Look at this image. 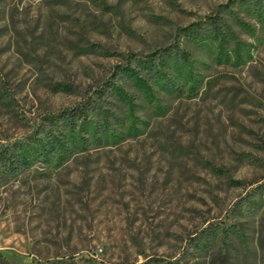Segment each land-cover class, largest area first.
I'll return each instance as SVG.
<instances>
[{"label": "rangeland", "instance_id": "rangeland-1", "mask_svg": "<svg viewBox=\"0 0 264 264\" xmlns=\"http://www.w3.org/2000/svg\"><path fill=\"white\" fill-rule=\"evenodd\" d=\"M215 15L242 61L186 38ZM172 45L191 59L151 90L119 79ZM112 82L137 104L134 133L118 123L116 142L1 179L0 264H264V4L0 0V144L40 136ZM209 224L234 233L198 241Z\"/></svg>", "mask_w": 264, "mask_h": 264}, {"label": "trees", "instance_id": "trees-1", "mask_svg": "<svg viewBox=\"0 0 264 264\" xmlns=\"http://www.w3.org/2000/svg\"><path fill=\"white\" fill-rule=\"evenodd\" d=\"M263 4L264 0H255L257 9ZM185 36L198 46L215 48L218 57L222 55L225 59H230L233 56L236 63L242 61L241 50H246L235 40L229 24L217 15L189 25L185 28ZM230 42L235 43L231 50L228 49ZM190 59L191 54L177 45L161 48L153 51L148 57L126 60L124 68L119 71V79L123 75L136 77L144 87L151 90L147 80L159 82L167 71L189 63ZM113 99L117 100L120 106L114 104ZM136 106L132 95L118 82L96 89L82 103L59 114L58 122L46 132H41L40 136L0 144V180L19 175L34 159L46 165L54 163L60 166L69 157L87 152L93 146L109 141L116 142L122 137V132L116 128L118 123L127 127V134L134 133ZM116 107L124 109L125 117L119 118L115 114L113 109ZM231 233L234 231L226 230L221 225L209 224L201 231L197 240L212 245L223 241Z\"/></svg>", "mask_w": 264, "mask_h": 264}]
</instances>
